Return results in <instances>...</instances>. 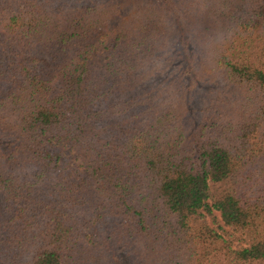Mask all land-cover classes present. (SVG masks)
Masks as SVG:
<instances>
[{"label": "trees", "instance_id": "1", "mask_svg": "<svg viewBox=\"0 0 264 264\" xmlns=\"http://www.w3.org/2000/svg\"><path fill=\"white\" fill-rule=\"evenodd\" d=\"M0 190V264H264V0H0Z\"/></svg>", "mask_w": 264, "mask_h": 264}, {"label": "rangeland", "instance_id": "2", "mask_svg": "<svg viewBox=\"0 0 264 264\" xmlns=\"http://www.w3.org/2000/svg\"><path fill=\"white\" fill-rule=\"evenodd\" d=\"M99 61L103 62L104 60L103 58H99ZM65 152H66V155L70 163L73 166H76L77 168H79L81 171H84L82 164H83V161L89 158V155L85 152H82L79 148L66 149ZM2 206H3V195L0 190V207Z\"/></svg>", "mask_w": 264, "mask_h": 264}]
</instances>
